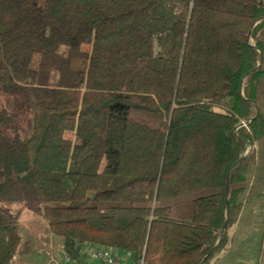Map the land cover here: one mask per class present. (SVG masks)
<instances>
[{
  "label": "trees",
  "instance_id": "obj_1",
  "mask_svg": "<svg viewBox=\"0 0 264 264\" xmlns=\"http://www.w3.org/2000/svg\"><path fill=\"white\" fill-rule=\"evenodd\" d=\"M263 29L264 0H0V264L14 204L78 263L210 264L264 138Z\"/></svg>",
  "mask_w": 264,
  "mask_h": 264
},
{
  "label": "rangeland",
  "instance_id": "obj_2",
  "mask_svg": "<svg viewBox=\"0 0 264 264\" xmlns=\"http://www.w3.org/2000/svg\"><path fill=\"white\" fill-rule=\"evenodd\" d=\"M260 88V87H259ZM263 94V89L259 91V96ZM261 99V98H260ZM259 99V102H260ZM263 104V103H262ZM264 115L263 105H261ZM222 111L221 109H216ZM264 139V138H263ZM262 139V140H263ZM257 143V146H251V149L247 151V155L251 158L250 171H254L255 160L258 158L260 167L264 171V140ZM262 171V172H263ZM261 172V173H262ZM250 176V175H249ZM253 176V174H252ZM249 177V183L253 179ZM259 181L260 187H256L253 192H257L259 188L264 190V176L260 175ZM244 200L252 198L250 193L244 195ZM191 196L181 198L176 201L170 202L172 207V214L177 219L189 220L192 216V202ZM12 208L22 209V215L20 218L21 236L22 242L19 249V254L13 259L14 264H51L52 258H57L62 255L61 239L53 236L47 227V223L39 216L32 215L25 204H14ZM264 216V215H263ZM257 220V217L253 218ZM253 221L248 222L246 216H244L241 223V228L235 236L233 243L232 255H235V247L238 248L237 254L242 255V262L235 261L231 264H259L258 260L260 255L264 252V222L256 221L253 224L252 231L248 234H244L247 226L251 225ZM258 252V253H257Z\"/></svg>",
  "mask_w": 264,
  "mask_h": 264
},
{
  "label": "crops",
  "instance_id": "obj_3",
  "mask_svg": "<svg viewBox=\"0 0 264 264\" xmlns=\"http://www.w3.org/2000/svg\"><path fill=\"white\" fill-rule=\"evenodd\" d=\"M261 40H262L263 47H264V29L261 32ZM261 64L264 67V53H263ZM261 89H263V94L259 96V99L260 98L261 99H260V102H258V104H259L258 106L262 112L261 105H263V109H264V83L261 84L259 91ZM256 146H257V144H256ZM262 171H263V168L260 167L259 160H258V158H256L255 165H254V171L249 170L250 176L248 175L249 177H251L253 174V176L251 178L253 180H252V182L249 183V186H248L249 188L247 191V194L249 192L252 198H250V199L247 198L246 200H244V198H243L240 201L241 207L237 212L236 223H235L234 227L232 228V230L229 232V242H228L227 248L224 251H222L220 254L215 256L212 259L210 264H231L232 262H235V261H240L241 263H243L242 258H241L242 257L241 253L240 254L236 253L238 251L237 247H235V255H232L233 254V252L231 253V251L233 250L232 245L234 243V239H235L236 234L238 233V231L241 228V223L243 221L244 216L247 217L248 222L253 221L251 225L247 226L246 231L243 232L244 234L249 235V232L252 231L251 226L253 227V224L256 221L259 220L261 222H264V216H263L264 215V190L262 188H259L257 192H253V194H252V191L257 186L260 187V184H259V181L261 179L260 175L262 174L264 176V171L263 172ZM255 217H257V220L253 219ZM258 256H260L258 263L264 264V252L261 255H260V253H258Z\"/></svg>",
  "mask_w": 264,
  "mask_h": 264
},
{
  "label": "built area",
  "instance_id": "obj_4",
  "mask_svg": "<svg viewBox=\"0 0 264 264\" xmlns=\"http://www.w3.org/2000/svg\"><path fill=\"white\" fill-rule=\"evenodd\" d=\"M249 121L241 122L240 127L248 129ZM251 149V146L248 150ZM84 259L82 262L78 263L71 257L65 255L62 252L61 256L57 258H52L50 260L51 264H144V257L136 261L130 260L131 254L126 252L125 254H118L112 250L105 248H91L85 247L83 249Z\"/></svg>",
  "mask_w": 264,
  "mask_h": 264
},
{
  "label": "water",
  "instance_id": "obj_5",
  "mask_svg": "<svg viewBox=\"0 0 264 264\" xmlns=\"http://www.w3.org/2000/svg\"><path fill=\"white\" fill-rule=\"evenodd\" d=\"M224 229H225V227H224ZM205 260H206V258L203 260L202 264H204Z\"/></svg>",
  "mask_w": 264,
  "mask_h": 264
}]
</instances>
